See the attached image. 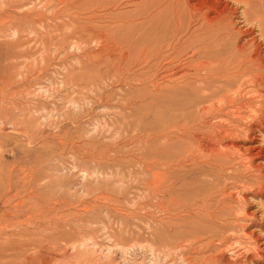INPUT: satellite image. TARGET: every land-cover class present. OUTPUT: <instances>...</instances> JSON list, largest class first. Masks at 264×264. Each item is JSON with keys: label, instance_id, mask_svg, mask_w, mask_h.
Listing matches in <instances>:
<instances>
[{"label": "rangeland", "instance_id": "obj_1", "mask_svg": "<svg viewBox=\"0 0 264 264\" xmlns=\"http://www.w3.org/2000/svg\"><path fill=\"white\" fill-rule=\"evenodd\" d=\"M257 1L206 34L167 0H0V264H187L192 76Z\"/></svg>", "mask_w": 264, "mask_h": 264}, {"label": "bare ground", "instance_id": "obj_2", "mask_svg": "<svg viewBox=\"0 0 264 264\" xmlns=\"http://www.w3.org/2000/svg\"><path fill=\"white\" fill-rule=\"evenodd\" d=\"M167 1L198 16L205 33L226 28V2ZM232 1L249 9L257 0ZM252 18L259 37L245 29L228 53L218 50L214 64L198 62L192 76L200 84L191 88L198 95L189 108L204 102L198 113L204 124L212 123L207 133L190 127L192 142L184 159L197 183L189 190L187 264H264V18ZM220 36L201 37L199 44L217 46Z\"/></svg>", "mask_w": 264, "mask_h": 264}]
</instances>
